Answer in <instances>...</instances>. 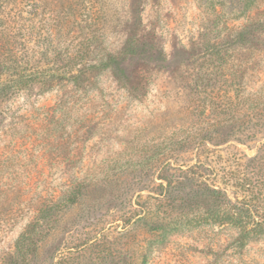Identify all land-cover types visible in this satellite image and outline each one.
<instances>
[{"label": "rangeland", "instance_id": "1", "mask_svg": "<svg viewBox=\"0 0 264 264\" xmlns=\"http://www.w3.org/2000/svg\"><path fill=\"white\" fill-rule=\"evenodd\" d=\"M88 44L84 68L113 56L127 79L89 70L22 93L0 127V264L35 201L76 177L83 195L53 213L32 264H264V234L240 245L195 222L194 187L239 171L264 218V0H0V62L70 67Z\"/></svg>", "mask_w": 264, "mask_h": 264}, {"label": "trees", "instance_id": "2", "mask_svg": "<svg viewBox=\"0 0 264 264\" xmlns=\"http://www.w3.org/2000/svg\"><path fill=\"white\" fill-rule=\"evenodd\" d=\"M85 47L84 53H81L77 48L75 52L70 54L68 60L73 61V65L70 67L58 66L46 70L39 68L22 70L14 69L3 61L0 62V127L5 119L14 116V113L18 110V107H13L12 102L17 95L22 93L25 95V93L27 94L35 89L46 92L52 89L55 81L62 80L69 81L73 86L78 87L83 82L82 80L89 77V70H91V73H95L112 69L117 80L125 81L127 79L120 67V62L113 56L98 61L96 64L91 65L90 69L84 68L82 64L85 60L84 57L89 54L90 45L88 44ZM133 52L134 50H128L126 55H133ZM81 89L83 90L84 87ZM201 164L203 165V162L197 160L195 164H187L185 169L188 173L194 175ZM186 178V180L192 182V179ZM78 179L77 177L72 179L62 191L61 196L53 195L50 200L42 198L35 201L34 215L19 232L14 241V249L6 254L1 264H32V257L41 245L42 229L50 224L53 213L64 210L70 205H75L83 195L87 178ZM99 179L96 178L100 182L103 180ZM251 179L236 171L228 178L226 185L219 187L213 180L201 175L196 180L197 185L194 186L198 191L196 193V206L201 210L200 215L195 217V222H209L216 226L229 225L234 227L238 232L237 242L240 245H245L246 242L263 235L264 218L256 215L259 213V207L255 205L260 196L257 195L256 188H254L261 184L257 181L254 183ZM229 184L230 187L239 190L242 196L233 195L231 197L228 189ZM166 185L168 187L173 185L169 178L166 179ZM233 193L231 192V194ZM195 218H175L168 221L164 219L161 223L153 226L163 228L166 224L172 222L175 224L178 221L188 223ZM132 264H144V262H133Z\"/></svg>", "mask_w": 264, "mask_h": 264}]
</instances>
